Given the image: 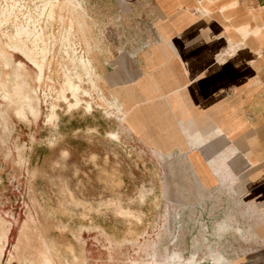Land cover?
<instances>
[{"label": "rangeland", "instance_id": "1", "mask_svg": "<svg viewBox=\"0 0 264 264\" xmlns=\"http://www.w3.org/2000/svg\"><path fill=\"white\" fill-rule=\"evenodd\" d=\"M6 1L21 3L28 13L37 3L0 0L1 9ZM82 2L93 32L105 43L110 35L123 43L138 40L141 6H131L127 22H113L124 7ZM14 23L11 11L0 19V52L32 61L40 114L23 117L12 107L0 114V235H7L0 241V264H20L9 257L24 238L17 257L28 264H47L48 250L55 264L73 258H78L74 264H166L173 254L186 263L193 252L202 264H212L211 249L229 261L252 249V209L242 185L235 186L222 171L214 177L207 155V165L195 169L183 160L187 154L172 151L169 157L143 146L113 110L116 104L97 93L98 86L84 84L96 93L81 91L68 68L36 56L32 39L15 35ZM5 107L0 96V108ZM225 220L231 228L218 232Z\"/></svg>", "mask_w": 264, "mask_h": 264}, {"label": "crops", "instance_id": "2", "mask_svg": "<svg viewBox=\"0 0 264 264\" xmlns=\"http://www.w3.org/2000/svg\"><path fill=\"white\" fill-rule=\"evenodd\" d=\"M105 1L124 7L113 22L141 6L138 40L95 33L98 69L127 131L146 148L187 154L195 169L207 151L226 159L254 209L252 249L236 264H264V0ZM198 133L206 143L193 147Z\"/></svg>", "mask_w": 264, "mask_h": 264}, {"label": "bare ground", "instance_id": "3", "mask_svg": "<svg viewBox=\"0 0 264 264\" xmlns=\"http://www.w3.org/2000/svg\"><path fill=\"white\" fill-rule=\"evenodd\" d=\"M82 1L83 0H37V3H34L35 5L30 7L31 12L29 13L25 12V9L28 11V8L23 7L21 3H9L6 1L2 9L0 8V19L5 14V12L11 11V16L15 22V35L19 37L20 35L25 34L30 37V39L33 41L32 46L36 56H40L43 59H48L52 63L54 60H56V65L58 67L68 68L73 77L78 78V88L81 91H85L88 94L96 93L97 90L93 92V88H90L91 90H89L88 88L84 87V84H86L88 87L90 84L94 85V87L98 86L99 88L96 87L98 89L97 93H102L107 99L116 104L113 110L118 116L127 121L126 110L114 94L108 93L105 78L98 69L97 53L102 51L100 50V41L97 35H95L93 32L94 23L92 17L89 14V10L86 8L87 6L85 7ZM25 18L29 19L27 23L22 22V20ZM54 25H56V30ZM1 49L2 46L0 43V51ZM15 54L16 52H10L6 49H3L2 52H0V96L6 106L5 109L0 108V114H6L7 108L12 107L17 115L20 114V116L24 117L26 112H29L30 115L36 119V117L38 118V115L40 114V99H38L37 95V92L39 91H37L36 87L31 85V81H34L37 84L36 72L32 65V61L29 58L21 55L24 61H16ZM86 56L87 59L85 58ZM26 62L29 63L31 67L28 66ZM32 69H34V73ZM85 78H87V82L85 81ZM94 78H96L97 82H93ZM44 97H46L45 94ZM50 107L49 108L51 110V104ZM198 134H194L195 136L192 138V140L196 142V144L198 142V145L206 143V139ZM196 144L194 143L193 147ZM200 145L199 147H201ZM205 154L207 155L209 163L215 166V170L212 172L214 177H218L220 171H222L225 173V177L228 176L227 178L231 183H235V186L241 187L242 181L240 180V177H237L236 174H233L231 171L232 168L226 159L209 155V151H207ZM167 155L171 157L170 151H167ZM251 209V211L254 210L252 207ZM246 212L248 213L249 211ZM230 218L232 219V217ZM228 227H230V224L226 220L222 221L218 225V232ZM235 230L241 232V228L239 226L235 227ZM6 237L7 235H5L3 238L0 235V241L6 240ZM23 240L26 239H22L20 244H17V242L14 244L13 250L15 254L10 253L9 259L17 258L20 264H28L23 262V258L17 257L18 251L24 244ZM44 244L46 245V243ZM49 248L50 247L48 245V249ZM0 251H3V246L0 247ZM210 252L215 253L214 258H211L212 264H217L219 261L221 264L237 263V259L229 261L222 253H220L219 250L211 249ZM47 253V264H55L53 258L51 257L52 253L50 250H48ZM218 255H221L222 258H217ZM151 258L156 260V254L152 253ZM180 258V254H173V258H167L168 263L166 264H202L197 260L195 252L190 255V259L186 263L180 261ZM73 259L74 261L67 260L66 264H74V262L78 260V258ZM31 264L36 263L32 261Z\"/></svg>", "mask_w": 264, "mask_h": 264}]
</instances>
